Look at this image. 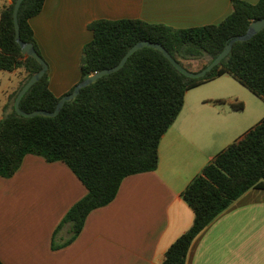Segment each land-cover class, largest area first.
Wrapping results in <instances>:
<instances>
[{
    "label": "trees",
    "instance_id": "1",
    "mask_svg": "<svg viewBox=\"0 0 264 264\" xmlns=\"http://www.w3.org/2000/svg\"><path fill=\"white\" fill-rule=\"evenodd\" d=\"M45 1L23 0L18 12L21 38L34 43L40 54L30 18L42 11ZM15 2L0 6V70L23 75L0 119V175L13 176L27 154H38L67 163L88 190L58 228L70 223L71 238L62 244L54 240V247L73 241L88 214L115 199L125 177L158 167L160 141L182 111L188 90L230 74L264 99L263 28L249 40L235 42L203 77L186 76L160 49L144 46L122 68L83 87L58 115H21L15 108L16 96L42 65L24 54L15 40ZM263 17L264 0H233V10L225 19L202 26L175 28L139 18H98L88 25L93 37L83 48L80 80L117 65L143 40L161 43L185 68L184 60L207 57L205 68L232 37L244 34L253 20ZM62 97L50 88L48 68L23 96L20 107L27 112L54 110ZM231 106L245 107L242 101ZM252 188H264V117L219 151L182 192L194 210V221L170 245L161 264H187L196 238ZM0 264L5 263L0 259Z\"/></svg>",
    "mask_w": 264,
    "mask_h": 264
},
{
    "label": "crops",
    "instance_id": "2",
    "mask_svg": "<svg viewBox=\"0 0 264 264\" xmlns=\"http://www.w3.org/2000/svg\"><path fill=\"white\" fill-rule=\"evenodd\" d=\"M8 2L0 0V6ZM232 10L233 0H46L30 24L49 65L50 88L62 96L80 81L94 20L139 18L187 28L218 23ZM3 72L0 119L21 79L17 71ZM239 83L223 74L188 90L182 111L160 141L158 167L125 177L115 199L93 209L65 245L53 243L71 238V224L58 228L87 187L64 161L27 154L13 176L0 175V259L5 264H161L194 221L182 192L219 151L256 124L232 108L240 101L237 95L223 100V92ZM187 264H264V188L248 190L223 211L196 238Z\"/></svg>",
    "mask_w": 264,
    "mask_h": 264
},
{
    "label": "water",
    "instance_id": "3",
    "mask_svg": "<svg viewBox=\"0 0 264 264\" xmlns=\"http://www.w3.org/2000/svg\"><path fill=\"white\" fill-rule=\"evenodd\" d=\"M22 1L23 0H16L15 7H14V12H13L14 24H15V29H16L15 40L21 46V50H22V52L24 54L33 56L42 65V68L39 71H37L35 74H33L29 78V80L24 84V86L20 89V91L18 92V94L16 96V99H15L16 111L19 114L27 116V117H32V116L40 115V114L47 115V116H56V115H58L59 112L61 111V109L63 108V106L65 105V103L68 100L76 97L80 93V91H81V89L83 87L91 84L93 81L97 80L98 78L102 77L105 74H109V73L115 72V71L119 70L120 68H122L125 65V63L127 62V60L129 59V57L137 49L142 48L144 46H152V47L160 49L164 53V55L173 63V65L176 68H178L182 73H184L188 77L198 78V77H203L211 69H213L217 64H219L220 61L230 53V51L232 50L233 45L235 44V42L242 41V40H249L256 33H258L260 30H262L264 28V17L256 19V20H253L250 23L247 31L244 34H240V35L232 37L228 41V43H227L226 47L224 48V50L218 56H216L205 68H202V69H200L198 71L189 70V69L185 68L184 66H182L181 64H179L178 61L166 49V47H164L161 43L153 42V41H150V40L140 41V42L136 43L135 45H133L126 52V54L123 56V58L121 59V61L117 65L109 67V68H104V69L99 70V71H96L95 73L89 75L85 79L80 80L75 85V88H74V90L72 92H69V93H66V94L63 95V97L61 98V100L59 101V103L57 104V106H56V108L54 110L37 109V110L31 111V112H27V111L23 110L20 107L21 100H22L23 96L27 93V91L39 79L42 78V76L48 70L49 65H48V62L46 61V59L42 56V54H40L36 50V48L34 46V43L26 42V41H24L21 38L20 24H19V19H18V12H19V8L21 6ZM11 2H12V0H11Z\"/></svg>",
    "mask_w": 264,
    "mask_h": 264
},
{
    "label": "rangeland",
    "instance_id": "4",
    "mask_svg": "<svg viewBox=\"0 0 264 264\" xmlns=\"http://www.w3.org/2000/svg\"><path fill=\"white\" fill-rule=\"evenodd\" d=\"M206 62H207V57H203L199 59L184 60V63L187 66V68H189V70H192V71L200 70L203 64ZM3 73L6 74L7 71H4ZM18 77L22 79L23 75L19 73ZM4 81L8 82L7 75L4 78ZM239 84L240 85H238L237 88L235 87V89H230V90L223 92V97H225L223 98V100L224 102H227L230 98V95H233V94L237 95L240 98V101H242L245 106L243 110L239 111L241 116L243 115L246 118H250L252 123H257L264 117V99H262L261 97L253 93L250 89H248L243 84L241 83Z\"/></svg>",
    "mask_w": 264,
    "mask_h": 264
}]
</instances>
